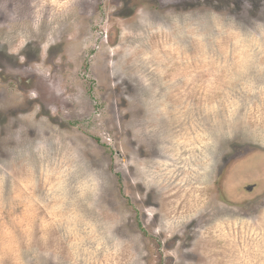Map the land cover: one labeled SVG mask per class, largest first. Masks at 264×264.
I'll use <instances>...</instances> for the list:
<instances>
[{
  "label": "rangeland",
  "instance_id": "1",
  "mask_svg": "<svg viewBox=\"0 0 264 264\" xmlns=\"http://www.w3.org/2000/svg\"><path fill=\"white\" fill-rule=\"evenodd\" d=\"M140 4L0 0V210L31 220L36 236L55 234L66 207L67 142L107 177L99 206L115 224L109 264H264V171L225 180L264 159V78L185 50L162 28L156 39L173 60L154 67L175 81L169 89L184 102L175 107L198 96L221 97L223 107L205 109L218 114V135L202 121L180 122L166 140L148 143L141 90L112 69L121 25ZM150 6L158 9V0ZM197 6L238 14L241 0L177 7ZM258 13L264 0H252L250 15ZM17 137L41 158L38 166L17 160Z\"/></svg>",
  "mask_w": 264,
  "mask_h": 264
},
{
  "label": "clouds",
  "instance_id": "2",
  "mask_svg": "<svg viewBox=\"0 0 264 264\" xmlns=\"http://www.w3.org/2000/svg\"><path fill=\"white\" fill-rule=\"evenodd\" d=\"M184 2L158 0L159 8L155 9L150 0H141L134 16L121 25V45L118 59L112 64L113 74L135 80L141 90L148 109L142 138L148 143L166 140L169 127L180 122L202 121L210 134L218 135L219 116L205 109L211 103L223 107L221 97L204 96L195 97V102L190 107L184 105L183 111L175 107L174 100L184 103L169 89L175 81L166 79L154 67L161 63L171 67L173 60L171 50L156 39L162 28L170 37H179L185 50L195 49L198 55H206L221 67L227 65L234 71L264 78V13L250 15L252 0H241L238 14L227 8L217 11L206 6L177 7ZM197 3L203 4V0ZM161 89L169 90L162 93ZM170 95L173 100L168 99ZM16 139L17 160L38 166L41 158L29 150L22 138ZM54 143L59 145V139ZM60 147V163L68 169L61 227L55 234L36 236L31 220L18 217L11 209L0 210V264H109L108 238L115 224L99 206L107 188L104 169L94 167L78 147L67 142Z\"/></svg>",
  "mask_w": 264,
  "mask_h": 264
},
{
  "label": "water",
  "instance_id": "3",
  "mask_svg": "<svg viewBox=\"0 0 264 264\" xmlns=\"http://www.w3.org/2000/svg\"><path fill=\"white\" fill-rule=\"evenodd\" d=\"M264 161V159H263ZM263 161H260V163L258 165L256 164H248V165H245V166H242L238 169H234V171H232V173L228 176L225 177V180L228 179L231 181H238L240 179H248L252 176L255 175V173H258V171L260 172L261 170L264 171V162ZM263 166V168H261ZM260 167V169H259ZM264 176V173L263 175ZM232 184V182H230ZM228 183V184H230ZM230 187V185H227ZM228 188V187H227Z\"/></svg>",
  "mask_w": 264,
  "mask_h": 264
},
{
  "label": "flooded vegetation",
  "instance_id": "4",
  "mask_svg": "<svg viewBox=\"0 0 264 264\" xmlns=\"http://www.w3.org/2000/svg\"><path fill=\"white\" fill-rule=\"evenodd\" d=\"M232 171H234V169L230 170L229 173H226L228 177H229V175L232 173ZM253 186H254V185H253ZM253 186H251L250 189H249L248 186L246 185V186H245V190H248V191L251 190V191H252V190H253Z\"/></svg>",
  "mask_w": 264,
  "mask_h": 264
}]
</instances>
